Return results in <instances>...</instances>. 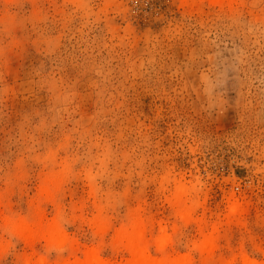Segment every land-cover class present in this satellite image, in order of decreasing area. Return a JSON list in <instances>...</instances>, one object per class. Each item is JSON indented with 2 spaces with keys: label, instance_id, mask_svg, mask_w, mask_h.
I'll return each mask as SVG.
<instances>
[{
  "label": "rangeland",
  "instance_id": "1",
  "mask_svg": "<svg viewBox=\"0 0 264 264\" xmlns=\"http://www.w3.org/2000/svg\"><path fill=\"white\" fill-rule=\"evenodd\" d=\"M139 231L264 264V0H0V264H130Z\"/></svg>",
  "mask_w": 264,
  "mask_h": 264
},
{
  "label": "bare ground",
  "instance_id": "2",
  "mask_svg": "<svg viewBox=\"0 0 264 264\" xmlns=\"http://www.w3.org/2000/svg\"><path fill=\"white\" fill-rule=\"evenodd\" d=\"M236 207L232 206V210ZM24 235L29 234L27 228L23 230ZM140 231L133 234H126L125 240L127 242L128 250L131 254L130 264H187L182 259L168 258L163 261H157L149 256L146 250V246L140 240ZM79 264H109L102 260L95 251H90L87 253V258L84 263Z\"/></svg>",
  "mask_w": 264,
  "mask_h": 264
}]
</instances>
